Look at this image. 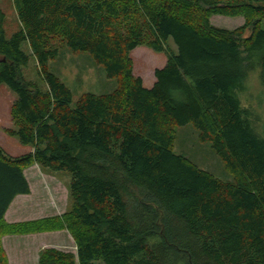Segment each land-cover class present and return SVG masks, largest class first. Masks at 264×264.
I'll return each mask as SVG.
<instances>
[{"label":"trees","instance_id":"trees-1","mask_svg":"<svg viewBox=\"0 0 264 264\" xmlns=\"http://www.w3.org/2000/svg\"><path fill=\"white\" fill-rule=\"evenodd\" d=\"M11 1L20 27L6 38L0 7V84L17 95L9 133L33 150L0 147V225L14 197L30 192L24 168L38 163L71 174L65 223L77 257L48 249L41 264H264V0ZM214 14L244 23L217 27ZM58 39L87 52L114 90L86 92L72 107L47 67ZM22 42L45 89L21 73ZM141 44L167 54L150 87L132 72L129 53ZM255 69L260 96L243 106ZM187 124L231 180L174 152V127Z\"/></svg>","mask_w":264,"mask_h":264},{"label":"rangeland","instance_id":"rangeland-1","mask_svg":"<svg viewBox=\"0 0 264 264\" xmlns=\"http://www.w3.org/2000/svg\"><path fill=\"white\" fill-rule=\"evenodd\" d=\"M0 7L5 14V36L18 30L20 23L17 19L11 0H0ZM214 26L234 29L244 23L241 15L228 16L214 14L209 18ZM260 28L264 29V20ZM247 35V33H245ZM58 49L55 58L48 60L47 67L54 72L72 93L71 106L78 98L86 93H108L114 90L117 82L108 78L103 67L94 62L87 52L72 51L61 40H55ZM167 53L177 51L175 44L168 39ZM21 49L29 55V60L21 68L25 80L36 83L45 89L46 85L40 76L35 56L26 42H22ZM132 60V72L139 76L146 87H150L154 78V69L163 66L167 60L166 52L154 51L146 44L138 45L129 53ZM246 93L239 96L243 106L248 104L252 96L259 98L261 84L258 69L251 71L247 79ZM17 98L5 83L0 84V147L11 156H18L33 150L30 145L22 144L16 135L9 133L16 129L11 117V108ZM254 107L258 106L253 101ZM264 115V108H257ZM174 152L187 156L200 168L211 172L223 180H231L224 170L210 142H201L197 138L196 130L190 125L174 127ZM30 192L14 197L3 216L0 225V252L3 264H41L48 249H55L62 253H72L77 262L76 244L72 233L65 223V216L72 207L69 191L71 174L69 171H52L32 163L24 168ZM92 264H103L95 261Z\"/></svg>","mask_w":264,"mask_h":264},{"label":"crops","instance_id":"crops-1","mask_svg":"<svg viewBox=\"0 0 264 264\" xmlns=\"http://www.w3.org/2000/svg\"><path fill=\"white\" fill-rule=\"evenodd\" d=\"M27 178V177H26ZM19 195H22V194H19Z\"/></svg>","mask_w":264,"mask_h":264},{"label":"water","instance_id":"water-1","mask_svg":"<svg viewBox=\"0 0 264 264\" xmlns=\"http://www.w3.org/2000/svg\"><path fill=\"white\" fill-rule=\"evenodd\" d=\"M2 60H4V59H2Z\"/></svg>","mask_w":264,"mask_h":264}]
</instances>
